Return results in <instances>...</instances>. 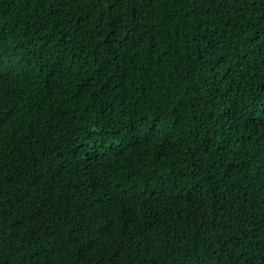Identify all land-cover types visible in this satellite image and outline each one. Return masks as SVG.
<instances>
[{"label": "trees", "instance_id": "trees-1", "mask_svg": "<svg viewBox=\"0 0 264 264\" xmlns=\"http://www.w3.org/2000/svg\"><path fill=\"white\" fill-rule=\"evenodd\" d=\"M0 264H264V0H0Z\"/></svg>", "mask_w": 264, "mask_h": 264}]
</instances>
